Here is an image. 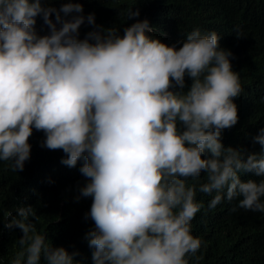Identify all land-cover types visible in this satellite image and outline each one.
Segmentation results:
<instances>
[{
  "label": "clouds",
  "instance_id": "1",
  "mask_svg": "<svg viewBox=\"0 0 264 264\" xmlns=\"http://www.w3.org/2000/svg\"><path fill=\"white\" fill-rule=\"evenodd\" d=\"M135 5L120 11L125 21L140 16ZM156 31L147 18L122 34L105 28L78 0H0V161L23 171L33 130L42 147L63 151L62 164L83 160L76 199L91 198L93 264H188L201 246L191 232L198 192L212 196L209 208L239 198L264 213V127L253 137L259 152L222 142L243 91L231 50L215 30L196 27L180 47ZM34 216L30 204L3 213L5 228L22 231L8 264H82Z\"/></svg>",
  "mask_w": 264,
  "mask_h": 264
},
{
  "label": "trees",
  "instance_id": "2",
  "mask_svg": "<svg viewBox=\"0 0 264 264\" xmlns=\"http://www.w3.org/2000/svg\"><path fill=\"white\" fill-rule=\"evenodd\" d=\"M67 0H52L59 7ZM84 14L95 13L96 22L105 28H123L136 19L147 18L157 29L155 35L169 44L182 46L183 36L199 27L202 32L215 30L221 35L220 45L230 49V61L239 73L242 93L234 98L238 121L222 130L225 146L241 148L246 153L259 152L253 142L258 130L264 127V0H78ZM136 4L140 16L126 20L120 14L124 8ZM53 14V18H54ZM81 25L80 36L92 30ZM37 30L47 32L37 17ZM180 41L181 43H177ZM186 86L191 80L186 76ZM43 132L33 130L29 137L31 156L23 171L13 172L0 161V264H8L16 250L19 228L4 227L3 213L16 205H32L30 217L38 231L48 233L54 246H64L69 252L78 251L75 259L93 264L92 250L85 233L94 225L85 214L91 198L76 199L78 186L84 182L79 168L61 163L62 150L41 146ZM203 175V172L201 173ZM247 175L242 176L246 179ZM188 183H195L189 178ZM203 208L191 221V232L199 237L201 246L195 254H188V264H264V213L238 207V199H222L209 208L212 196L197 193ZM264 199V198H262ZM15 214V213H14Z\"/></svg>",
  "mask_w": 264,
  "mask_h": 264
}]
</instances>
